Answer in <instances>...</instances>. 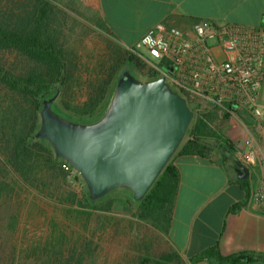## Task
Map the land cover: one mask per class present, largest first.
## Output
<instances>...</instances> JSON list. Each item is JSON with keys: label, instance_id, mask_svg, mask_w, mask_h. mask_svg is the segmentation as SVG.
<instances>
[{"label": "rangeland", "instance_id": "1", "mask_svg": "<svg viewBox=\"0 0 264 264\" xmlns=\"http://www.w3.org/2000/svg\"><path fill=\"white\" fill-rule=\"evenodd\" d=\"M10 1L20 2L0 0V8ZM48 1L56 9L54 27L60 42L74 59V78L66 99L75 109L87 100L88 85L112 45L126 46L97 27L98 11L89 8L86 0ZM138 52L156 63L162 59L145 47ZM0 59L18 72L27 66L16 53L1 51ZM27 108L23 100L0 87V152L13 120L20 123ZM208 112L214 128L220 121L218 114L214 109ZM72 178L70 172L53 174L44 160L28 164L22 174L0 173V264H179L160 259L161 248L170 250L165 226L139 219L138 204L130 203L126 194H113L101 207L90 208L81 202L85 192L81 180L72 182Z\"/></svg>", "mask_w": 264, "mask_h": 264}, {"label": "trees", "instance_id": "2", "mask_svg": "<svg viewBox=\"0 0 264 264\" xmlns=\"http://www.w3.org/2000/svg\"><path fill=\"white\" fill-rule=\"evenodd\" d=\"M55 7L48 0H20L19 3L9 2L0 8V52L16 53L24 58L27 66L18 72L0 59V87L11 97H19L28 108L20 123L13 120L12 132L0 152V173L13 171L22 174L28 164L44 160L45 166L56 175L73 174L71 181L80 182L79 177L71 170L62 167V162L56 161L50 148L41 141H31V135L38 124V111L41 98L57 87L62 81L63 87L59 104L72 114L90 116L95 114L105 103L117 76L126 67H131L143 75H158L148 67L147 63L136 53L134 44L129 47L113 44L106 59L100 63L96 77L88 85L87 100L82 106L72 109L67 102V90L74 78V59L64 49L60 42L54 23ZM194 110L193 121L176 154L200 155L210 157L217 149L223 152L224 159L235 165L234 142L229 137L230 117L228 114L215 127L210 123L213 118L208 111H195V104L189 101ZM174 158L168 162L158 179L150 188L144 199L138 203L136 216L149 222H157L165 226L170 224L172 205L179 182L178 171ZM31 166V165H30ZM68 172V173H67ZM248 185V180L242 181ZM247 191L249 192L248 188ZM130 202L131 197L124 195ZM109 200L92 204L83 192L81 202L90 208H99ZM202 259H215L216 263H264V256H253L247 253L234 255L221 254L218 247H211L202 254ZM160 259L183 264L175 251H165ZM199 260V259H198ZM145 259L144 262H148Z\"/></svg>", "mask_w": 264, "mask_h": 264}, {"label": "crops", "instance_id": "3", "mask_svg": "<svg viewBox=\"0 0 264 264\" xmlns=\"http://www.w3.org/2000/svg\"><path fill=\"white\" fill-rule=\"evenodd\" d=\"M85 4L98 11L97 27L126 47L158 23L177 27L191 39L194 25L202 19L264 27V0H86ZM139 55L156 70V62ZM239 116L245 123L241 118L229 122L232 141L241 143L253 136L257 146L264 143L248 129L252 117L246 111ZM173 163L179 182L165 231L169 251L190 264L216 262L201 258L211 247H218L225 256H264V204L252 199L254 189L264 188V160L259 157L249 167L248 185L238 180L234 165L218 149L208 158L176 154Z\"/></svg>", "mask_w": 264, "mask_h": 264}, {"label": "water", "instance_id": "4", "mask_svg": "<svg viewBox=\"0 0 264 264\" xmlns=\"http://www.w3.org/2000/svg\"><path fill=\"white\" fill-rule=\"evenodd\" d=\"M62 81L41 98L31 141H41L56 161L81 180L87 199L98 204L116 193L140 203L171 160L194 118L188 97L163 75L126 67L103 106L78 116L59 105ZM240 181L250 169L236 159Z\"/></svg>", "mask_w": 264, "mask_h": 264}, {"label": "built area", "instance_id": "5", "mask_svg": "<svg viewBox=\"0 0 264 264\" xmlns=\"http://www.w3.org/2000/svg\"><path fill=\"white\" fill-rule=\"evenodd\" d=\"M194 35L191 39L177 27L158 23L133 48L138 55V49L145 47L162 56L155 71L180 89L195 104V111L214 109L218 120L226 114L230 120L240 119V111H246L253 119L248 129L263 140L264 27L202 19L194 25ZM255 140L248 136L234 142L237 159L248 167L259 157L264 160V143L257 146ZM62 167L70 169L65 162ZM252 199L264 204V188L254 189Z\"/></svg>", "mask_w": 264, "mask_h": 264}]
</instances>
